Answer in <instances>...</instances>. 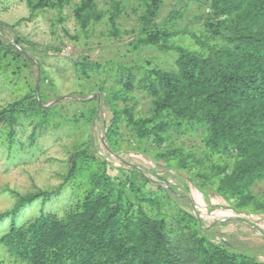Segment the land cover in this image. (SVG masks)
Segmentation results:
<instances>
[{"label": "trees", "instance_id": "1", "mask_svg": "<svg viewBox=\"0 0 264 264\" xmlns=\"http://www.w3.org/2000/svg\"><path fill=\"white\" fill-rule=\"evenodd\" d=\"M69 1L28 0V4L32 13L43 9L62 13ZM108 1L111 33L118 36L122 5L119 0ZM139 1L144 11L135 47L156 45L173 51L176 69L154 68L144 75L140 84L152 105L149 115L139 116L136 105L129 103L136 79L129 68L124 88L106 95L112 111L107 140L117 148L122 124L127 122L138 140L161 148L152 155L158 163L175 162L178 169L190 171L192 161L200 164L202 160L178 148L165 150L167 136L185 123L203 125L205 147L222 162L211 166V177L199 176L215 179L216 191L237 209L264 212V200L254 192L255 185L264 181V0H211L203 19L204 34L171 32L157 23L164 0ZM74 15L85 31L106 13L98 9L97 0H79ZM177 17L178 12H171L168 20ZM189 33L191 41L186 45L171 43ZM15 49L8 46L5 53L14 54ZM76 64L85 77L101 68L88 57ZM38 97L26 95L2 108L0 127L7 123L13 127L21 113L53 111L51 106L44 107L42 93ZM96 113L90 109L87 118L93 120ZM107 164L87 150L72 155L65 183L84 173L89 186L79 207L65 218L44 210L61 195L65 183L52 191L15 192L14 206L0 212V225L10 220L0 244L27 264H264L201 233L196 215L164 214L161 197L145 191L149 180L141 171L134 169L130 178H114ZM36 202L42 203L39 215L19 222Z\"/></svg>", "mask_w": 264, "mask_h": 264}, {"label": "rangeland", "instance_id": "2", "mask_svg": "<svg viewBox=\"0 0 264 264\" xmlns=\"http://www.w3.org/2000/svg\"><path fill=\"white\" fill-rule=\"evenodd\" d=\"M119 1L122 13L115 36L111 33L108 0H97L98 9L106 16L85 31L74 15L79 0L69 1L62 13L57 9L32 13L28 0H0V110L26 95L39 98V93L45 97L44 107H53L46 113H21L13 127L9 123L0 127V212L14 206L15 192L58 189L65 183L72 155L82 149L94 153L98 161H106L114 178H130L134 169L141 171L149 180L145 191L161 197L164 214H194L198 228L208 238L264 262V212L237 209L216 191L215 179L206 181L199 176L205 173L211 177V166L222 162L205 147L203 125L185 123L181 129H171L167 136L165 150L178 148L202 160L200 164L192 161L190 171L178 169L175 162L169 166L158 163L152 155L161 148L151 141L138 140L127 122L122 124L117 148L107 140L112 111L106 95L124 88L129 68L136 75L129 103L136 105L139 116L149 115L152 105L140 84L144 75L154 68L176 69L173 51L156 45L135 47L144 6L139 0ZM210 2L164 0L157 23L171 32L204 34L203 19ZM171 12L179 13L172 22L168 20ZM190 35L176 37L171 43L186 45ZM20 38L23 41L18 43ZM8 46L18 51L7 55ZM86 57L101 66L91 71L90 77L82 75L76 64ZM119 104L123 106L124 101L119 100ZM90 109L97 112L93 120L87 118ZM88 186L84 173L65 183L61 195L46 204L45 213L65 218L79 207ZM254 192L264 200V181L255 185ZM41 210L42 203H34L19 222L35 218ZM9 221L0 225V236L8 231ZM0 264L27 263L0 244Z\"/></svg>", "mask_w": 264, "mask_h": 264}]
</instances>
